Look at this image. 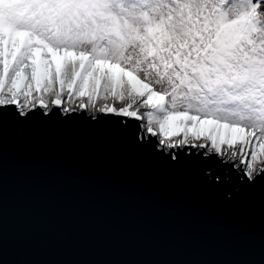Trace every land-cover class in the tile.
Wrapping results in <instances>:
<instances>
[{"label": "snow or ice", "instance_id": "snow-or-ice-1", "mask_svg": "<svg viewBox=\"0 0 264 264\" xmlns=\"http://www.w3.org/2000/svg\"><path fill=\"white\" fill-rule=\"evenodd\" d=\"M8 111L107 114L168 167L212 158L251 187L264 181V0H0Z\"/></svg>", "mask_w": 264, "mask_h": 264}, {"label": "water", "instance_id": "water-1", "mask_svg": "<svg viewBox=\"0 0 264 264\" xmlns=\"http://www.w3.org/2000/svg\"><path fill=\"white\" fill-rule=\"evenodd\" d=\"M137 127L5 112L0 264H264V181L212 158L168 167Z\"/></svg>", "mask_w": 264, "mask_h": 264}, {"label": "bare ground", "instance_id": "bare-ground-1", "mask_svg": "<svg viewBox=\"0 0 264 264\" xmlns=\"http://www.w3.org/2000/svg\"><path fill=\"white\" fill-rule=\"evenodd\" d=\"M111 102V101H110ZM118 103V102H117Z\"/></svg>", "mask_w": 264, "mask_h": 264}]
</instances>
